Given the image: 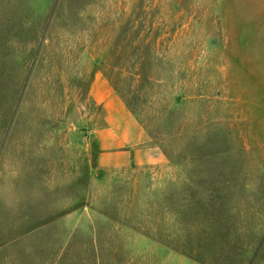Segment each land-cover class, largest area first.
<instances>
[{
	"label": "rangeland",
	"instance_id": "obj_1",
	"mask_svg": "<svg viewBox=\"0 0 264 264\" xmlns=\"http://www.w3.org/2000/svg\"><path fill=\"white\" fill-rule=\"evenodd\" d=\"M97 74L169 165L96 167ZM0 264H264V0H0Z\"/></svg>",
	"mask_w": 264,
	"mask_h": 264
},
{
	"label": "crops",
	"instance_id": "obj_2",
	"mask_svg": "<svg viewBox=\"0 0 264 264\" xmlns=\"http://www.w3.org/2000/svg\"><path fill=\"white\" fill-rule=\"evenodd\" d=\"M91 96L104 111V125L95 131L94 162L98 169L164 168L169 165L164 148L153 141L138 115L101 74L94 77Z\"/></svg>",
	"mask_w": 264,
	"mask_h": 264
}]
</instances>
